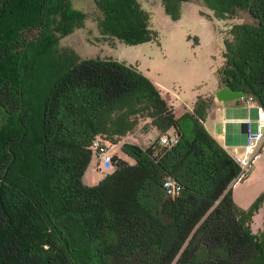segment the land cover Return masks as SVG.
I'll list each match as a JSON object with an SVG mask.
<instances>
[{
  "label": "trees",
  "instance_id": "trees-1",
  "mask_svg": "<svg viewBox=\"0 0 264 264\" xmlns=\"http://www.w3.org/2000/svg\"><path fill=\"white\" fill-rule=\"evenodd\" d=\"M185 1L93 0L98 34L156 39L141 3L175 20ZM202 2L219 19L249 16L229 24L216 73L264 109V0ZM84 17L71 0H0V264H264V223L250 227L264 191L245 209L233 202L238 167L203 126L211 97L176 116L134 66L59 49ZM141 120L156 138L120 143L124 158L113 153L86 186L92 140L117 144ZM169 129L176 141L164 145Z\"/></svg>",
  "mask_w": 264,
  "mask_h": 264
},
{
  "label": "rangeland",
  "instance_id": "rangeland-1",
  "mask_svg": "<svg viewBox=\"0 0 264 264\" xmlns=\"http://www.w3.org/2000/svg\"><path fill=\"white\" fill-rule=\"evenodd\" d=\"M189 2V3H188ZM197 2V3H196ZM71 6L85 14L84 24L58 40L59 49H72L80 58L107 57L134 66L153 83L163 88L170 104L193 103L195 90H202L213 79L205 64L207 54L213 60L220 59L222 40L229 24L234 21L245 22L246 12L239 10L233 21L213 16L202 0H187L179 5L177 19H171L161 6L151 8L142 3V8L149 13L151 27L156 32V39L135 45H128L116 40H103L96 28L99 11L93 0H71ZM115 45V46H114ZM211 69V68H210ZM170 104V105H171ZM141 125L140 130L145 129ZM135 128V127H134ZM137 128V127H136ZM135 130V129H134ZM133 130V131H134ZM133 131L119 138L114 144L112 153H119L123 141L134 138ZM120 154V153H119ZM264 162V157L256 164ZM93 155L84 170L82 182L86 186L97 184L100 177L111 168L103 163L98 164ZM247 178V177H246ZM237 184L235 192L248 190L253 197L264 189V167L257 168L247 179ZM247 191V192H248ZM264 207H258L250 224L251 230L259 234L263 227Z\"/></svg>",
  "mask_w": 264,
  "mask_h": 264
},
{
  "label": "crops",
  "instance_id": "crops-1",
  "mask_svg": "<svg viewBox=\"0 0 264 264\" xmlns=\"http://www.w3.org/2000/svg\"><path fill=\"white\" fill-rule=\"evenodd\" d=\"M186 2V1H185ZM184 2V3H185ZM189 3V2H188ZM197 3V2H196ZM148 7L156 8L158 6H161L160 4H157L156 6H150L146 3H144ZM142 5V3H141ZM150 18V17H149ZM237 21V20H236ZM245 22H250V18L246 13V20ZM149 24L151 27V21L149 20ZM152 29V27H151ZM115 46V45H114ZM88 57V56H87ZM86 58V57H84ZM205 64L208 66V71L213 74V79H211L210 83L206 85L202 90H195L193 93L195 94V97L197 95L207 96L211 97L212 103L211 106L206 111V116L203 121V126L205 130L212 136V138L220 145L223 149L229 154V150L232 147H236L238 150L241 149L242 145L245 142V124L244 120L249 118H254L255 116V109L251 107L249 110L246 109L244 105L241 104L238 98L228 100L225 102H221L216 99L214 96V93L219 89L222 88L223 85L219 82L218 75L216 73V69L221 66L222 64V57L220 56V59L217 61L213 60V56L210 54H207V57H205ZM211 68V69H210ZM149 79V78H148ZM152 81L151 79H149ZM153 82V81H152ZM154 84L163 91V88L154 82ZM163 93V92H162ZM163 96L166 98L167 96L163 93ZM194 97V99H195ZM194 101V100H193ZM171 104V103H170ZM192 106V103H180V104H171L172 110L174 114L180 115L184 111L190 110ZM141 125H145V129L140 130ZM137 127V128H136ZM136 127L132 130L134 134V138L131 141V143H136L142 147L147 146L150 144L157 136V131L149 126L147 124L146 120H141L137 123ZM255 128L254 123L250 124V129L253 130ZM173 132L172 129H169L167 133L171 135ZM119 146V145H117ZM260 157L256 160V162L264 157V138L260 144ZM118 157L124 158L123 154L115 151L114 152ZM256 162L253 165L252 170L249 172V174L246 176L247 178L254 172L257 168H260V171H262L264 167V162H261L259 165L256 164ZM246 178V179H247ZM237 188V185L231 190V198L233 202L239 206L240 208H247L250 203L254 200V198L259 195L261 192L264 191L262 189L258 194H256L253 197H249L248 194L249 191L245 190L235 192ZM248 191V192H247ZM264 207V202H262L259 206ZM254 217V214L251 217L250 224L252 222V219ZM263 220H264V213H263Z\"/></svg>",
  "mask_w": 264,
  "mask_h": 264
},
{
  "label": "built area",
  "instance_id": "built-area-1",
  "mask_svg": "<svg viewBox=\"0 0 264 264\" xmlns=\"http://www.w3.org/2000/svg\"><path fill=\"white\" fill-rule=\"evenodd\" d=\"M242 105L249 110L251 107L255 109L254 118L247 117L244 120L246 127L245 130V142L241 149L238 150L236 147H232L229 150V155L238 167L236 176L229 183V189H233L239 182L244 180L249 172L252 170L254 163L260 157V144L264 138V109L259 105L251 95L243 94L238 97ZM254 123L255 128L250 129V124ZM176 141L174 135L160 137V142L164 145L173 144ZM112 144L108 140L95 138L91 142V149L97 159L95 169H98V164L103 163L105 167L110 165L112 157ZM163 187L165 193L169 196H175L180 191V186L171 178H166L163 181Z\"/></svg>",
  "mask_w": 264,
  "mask_h": 264
},
{
  "label": "water",
  "instance_id": "water-1",
  "mask_svg": "<svg viewBox=\"0 0 264 264\" xmlns=\"http://www.w3.org/2000/svg\"><path fill=\"white\" fill-rule=\"evenodd\" d=\"M244 93L240 90H235L228 88L226 86H223L222 88H219L215 93L214 96L216 97L217 100L221 102H225L228 100H232L235 98H238L242 96Z\"/></svg>",
  "mask_w": 264,
  "mask_h": 264
}]
</instances>
